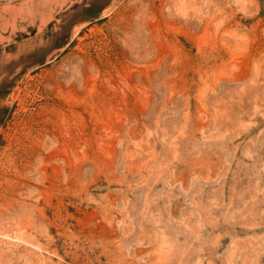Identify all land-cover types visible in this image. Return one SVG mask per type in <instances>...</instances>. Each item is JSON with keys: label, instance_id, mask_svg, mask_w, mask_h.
<instances>
[{"label": "rangeland", "instance_id": "374dc122", "mask_svg": "<svg viewBox=\"0 0 264 264\" xmlns=\"http://www.w3.org/2000/svg\"><path fill=\"white\" fill-rule=\"evenodd\" d=\"M0 264H264V0H0Z\"/></svg>", "mask_w": 264, "mask_h": 264}]
</instances>
